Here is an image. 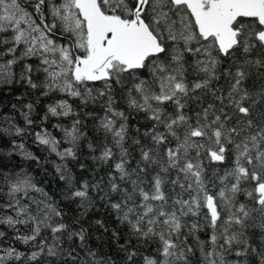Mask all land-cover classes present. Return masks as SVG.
Here are the masks:
<instances>
[{"label": "snow or ice", "instance_id": "obj_1", "mask_svg": "<svg viewBox=\"0 0 264 264\" xmlns=\"http://www.w3.org/2000/svg\"><path fill=\"white\" fill-rule=\"evenodd\" d=\"M17 84L61 96L43 119L71 124L56 137L4 116L0 133L58 158L59 197L79 215L69 223L0 155V264H264V0H0V87ZM137 115L144 130L130 134ZM85 147L93 172L107 169L91 181L72 168ZM16 154L41 163L13 139ZM97 206L120 226L115 256L88 244L81 221Z\"/></svg>", "mask_w": 264, "mask_h": 264}, {"label": "trees", "instance_id": "obj_2", "mask_svg": "<svg viewBox=\"0 0 264 264\" xmlns=\"http://www.w3.org/2000/svg\"><path fill=\"white\" fill-rule=\"evenodd\" d=\"M34 65L36 61L33 59L31 61ZM39 77V74H34ZM120 93L117 92V106L123 110L126 105L124 100L120 97ZM62 98L56 94H49L48 96L40 95L38 89H30L25 85L17 84L14 86V90L8 88L0 87V127H8V124L4 122V116H10L14 123L18 124L20 127L27 128L28 133L39 131L41 128H46L54 136L61 137L62 133L53 127L54 124H61L63 126H68L71 124L72 118H55L49 117L45 120L43 117L46 113V106L49 103H52L55 99ZM70 103L73 104V107L77 112L83 116V112H95L96 114L100 113V105L90 104L86 109L80 108L79 101L69 98ZM32 104L33 110L31 112L30 118L34 121L31 126H27L24 121V117L20 114L21 111H27L24 108L26 104ZM15 104L16 108L13 109L12 105ZM85 128L84 131L88 133V138L95 140L99 137V133L93 132L94 121L92 118H84ZM139 127L141 131L144 130L145 121L139 116L135 118L130 117L129 128L130 134L135 132V129ZM15 139L18 142L23 141L27 150L34 153L36 156L40 157L41 163L37 164L34 161L24 160L19 154H16L12 157H7V153L11 148V141ZM0 155L5 156V163H8L10 166H15L17 168H22L28 170L40 182L41 186L45 188L50 194H52L57 202L64 207L65 212L67 213L66 220L69 223H72V218L79 215V211L75 204H68L66 201H62L59 197V191L62 188V182L59 181L57 174L55 173L53 161L59 162L58 158L54 154H49L47 149L43 146H39L35 143L34 137L31 134H26L23 137L7 136L3 133H0ZM83 163L85 165L84 169H80L79 164ZM96 165L94 164L91 154H89L88 149L85 147L81 150L79 154V159L76 162H73L72 168L73 173L78 177L84 180L91 181L97 175H103L104 171L107 169H101L96 172H93V168ZM100 219L105 221V225L108 228V232H104L103 229H100L96 224L95 220ZM86 228L89 230L90 239L88 241L89 246L96 249L101 255L105 253H111L115 256V249L118 245V241L111 238L110 233L119 228L120 226L116 224L114 218L106 214V210L102 207L97 206V208L92 209L88 214L82 217L81 221ZM255 223L259 224V221ZM74 227H79V225H74ZM123 232V230L121 229ZM203 237V234H201ZM249 236L252 239L259 238V229H249ZM123 238V237H122ZM20 247H24L20 245ZM117 264H120L119 259H117ZM195 264V262H194Z\"/></svg>", "mask_w": 264, "mask_h": 264}]
</instances>
